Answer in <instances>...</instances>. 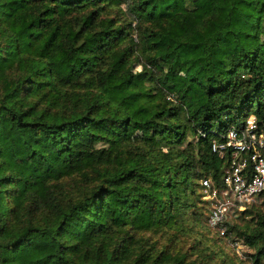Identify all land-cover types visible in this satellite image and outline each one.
Segmentation results:
<instances>
[{
    "label": "trees",
    "instance_id": "16d2710c",
    "mask_svg": "<svg viewBox=\"0 0 264 264\" xmlns=\"http://www.w3.org/2000/svg\"><path fill=\"white\" fill-rule=\"evenodd\" d=\"M250 115L264 128V0H0V264H209L144 234L209 225L213 142ZM250 204L209 226L259 264Z\"/></svg>",
    "mask_w": 264,
    "mask_h": 264
},
{
    "label": "built area",
    "instance_id": "2783aa9c",
    "mask_svg": "<svg viewBox=\"0 0 264 264\" xmlns=\"http://www.w3.org/2000/svg\"><path fill=\"white\" fill-rule=\"evenodd\" d=\"M231 149L229 170L220 185L211 178H202L203 197L209 200L208 223L226 235L223 223L237 210H243L264 190V128L258 129L253 115L246 119L243 129L231 128L224 141H214L213 149L219 155ZM242 239L229 234L228 242L241 254Z\"/></svg>",
    "mask_w": 264,
    "mask_h": 264
},
{
    "label": "rangeland",
    "instance_id": "374dc122",
    "mask_svg": "<svg viewBox=\"0 0 264 264\" xmlns=\"http://www.w3.org/2000/svg\"><path fill=\"white\" fill-rule=\"evenodd\" d=\"M249 206L264 210L263 197H256ZM206 213V211L205 213H199L197 215L198 218L194 220L195 223L185 225L182 229H168L160 233L146 232L143 239L146 242H153L156 240V247L158 248L166 246L171 250L186 252L188 258L199 257V255L203 257L205 252H208V254L212 252V256L214 257L212 259L213 261L211 260L209 264H214L215 262L221 264V256H225V260L229 264H255L249 255L254 249L248 248L243 244L241 255L239 254L240 257L236 256L229 246L230 243L226 241L227 238H221L214 228H210V226L207 225ZM228 220L236 224L243 223L242 216L236 217L235 215H231ZM233 233L234 235L236 234L235 232ZM215 250L216 253L220 252L221 255L214 254L213 251ZM259 264H264V259Z\"/></svg>",
    "mask_w": 264,
    "mask_h": 264
}]
</instances>
